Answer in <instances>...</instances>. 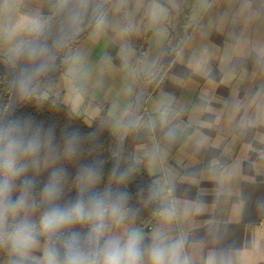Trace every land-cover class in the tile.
I'll list each match as a JSON object with an SVG mask.
<instances>
[{"label":"clouds","instance_id":"obj_1","mask_svg":"<svg viewBox=\"0 0 264 264\" xmlns=\"http://www.w3.org/2000/svg\"><path fill=\"white\" fill-rule=\"evenodd\" d=\"M107 23L101 12L95 33ZM45 37L39 16L19 30H0V54L17 82L24 76L42 83L53 57ZM76 60L69 73L79 70ZM23 96L21 90L0 110V264H192L186 236L170 237L157 229L147 244L132 225L128 172L118 151L108 169L103 159L84 162L86 137L75 128L57 131L17 115ZM124 97L112 113L121 143L140 128L167 123L163 104L156 106L158 121L146 124L137 115L134 88L127 87ZM158 215L165 222L172 219L169 212ZM207 264H216L215 253H209Z\"/></svg>","mask_w":264,"mask_h":264},{"label":"rangeland","instance_id":"obj_2","mask_svg":"<svg viewBox=\"0 0 264 264\" xmlns=\"http://www.w3.org/2000/svg\"><path fill=\"white\" fill-rule=\"evenodd\" d=\"M101 2V6L96 7L81 23L82 29H76L73 37L60 47L61 51L50 63L51 67L45 72L42 83L35 82L24 100L32 94H37L43 99L50 95L70 106L75 115L84 118L89 125L102 111L106 112L108 124L115 133V118L112 113L123 106L125 89L129 86L134 88V99L138 105V97L143 86H146L147 94L137 113L138 117L146 124L158 121L156 106L163 104L167 109V123L162 125L157 122L154 127L148 128L151 140L155 142L158 135L170 131L176 123L184 119V114L178 110L179 92H184L186 96V93L195 91L201 99H210L216 92L221 91L223 86L237 85L238 88L240 86L241 102L245 100L247 105L246 115H254L258 112L256 108H249L255 101L260 100L259 96L255 95L256 87H259L263 90L261 99L264 103V78L258 76L260 73L264 77V62L223 64L215 59L216 50H219V45L224 44L228 37L222 38L223 31L216 30L214 26L223 25L226 29L230 28L228 36L231 45L239 43L238 38L242 33L251 34L250 29L256 25V28L264 29V14L261 16V13L256 11L257 0ZM62 4L63 0H0V30H19L27 21L39 16L45 24L46 34L52 32L59 35L69 26L66 20L68 16L57 15ZM246 5L250 6L249 11L242 8ZM101 12L108 23L105 29L97 34L94 26ZM73 14L69 18L77 17ZM61 23L67 26L59 29ZM71 23L73 30V20ZM260 36L261 34L255 43L258 44L260 56L264 59V37ZM242 41L243 43L235 47V59L255 49L245 46V41ZM46 42L51 45L50 39H46ZM247 43L252 44L253 40ZM222 49L224 51V48ZM228 53L231 54L229 51L225 54ZM77 57L79 70L69 73L68 68ZM0 58L4 60L5 56L0 54ZM8 67L14 74L15 70L9 65ZM217 69H224L226 73L220 89L214 91V77L219 75ZM242 71L246 72L242 74L246 76V80L243 76H236L241 75ZM243 113L245 112L242 111L240 116L242 118ZM146 130L147 127H143L129 133L122 143L117 137L120 159L126 153L128 144L133 147L135 158L141 156Z\"/></svg>","mask_w":264,"mask_h":264},{"label":"crops","instance_id":"obj_3","mask_svg":"<svg viewBox=\"0 0 264 264\" xmlns=\"http://www.w3.org/2000/svg\"><path fill=\"white\" fill-rule=\"evenodd\" d=\"M249 7L242 8L249 11ZM256 11L264 14V0H257ZM256 26L250 29L251 34L242 33L235 45L229 44V27L214 26L223 31L222 38L228 37L216 50L215 59L223 64L264 62L255 43L259 34L264 37V29ZM251 39L253 43L248 44ZM242 40L257 51L252 49L235 59V49ZM226 51L231 54L226 55ZM216 71L214 91L220 89L226 73L224 69ZM243 71L236 76L246 80ZM258 76L264 78L260 73ZM236 86H223L210 99H201L195 91L186 96L179 92L178 110L184 119L158 135L156 142L147 128L142 154L136 156L159 188L161 209L143 223L133 215L132 225L145 234L147 244L157 229L170 237L186 236L192 264H207L209 253H215L216 264H264L263 90L256 87L260 100L249 108L258 112L246 115L247 105L245 100L241 102L240 86ZM163 212L172 214L170 222L158 215Z\"/></svg>","mask_w":264,"mask_h":264},{"label":"trees","instance_id":"obj_4","mask_svg":"<svg viewBox=\"0 0 264 264\" xmlns=\"http://www.w3.org/2000/svg\"><path fill=\"white\" fill-rule=\"evenodd\" d=\"M14 77L7 64L0 58V110H6L12 95ZM17 115L27 116L40 122H47L59 131L61 128H75L86 137L84 162L103 159L105 169L113 160V151H118V140L103 112L89 125L84 118L78 117L70 106L52 96L43 99L32 94L20 107ZM127 145L121 159V168L128 172L127 191L130 195L129 207L137 222L146 219L161 209V195L147 167L137 160L133 147Z\"/></svg>","mask_w":264,"mask_h":264},{"label":"bare ground","instance_id":"obj_5","mask_svg":"<svg viewBox=\"0 0 264 264\" xmlns=\"http://www.w3.org/2000/svg\"><path fill=\"white\" fill-rule=\"evenodd\" d=\"M88 2V5H87ZM78 4H76V8L71 12V14L76 15L77 17H74L73 19H71V17L69 18V16H71V14H68V17H66V20H68V28L67 30L64 32H60L59 35L58 33L53 34L52 32H49L48 34H46V39H50L51 40V45L49 44L48 46L52 49L53 51V57L50 61V63H52V61L54 60V58L56 57V55L61 51L60 47L62 45L65 44V42L68 40H70V38L73 37V33L76 29H78V31L80 29H82L81 27V23H83L86 20V17L96 8L101 6L102 2L101 0H99V3L97 2V0H79L77 2ZM60 12L58 11L57 15H61L64 16L66 14V12L64 11V7L61 6L60 7ZM82 15V17H80ZM73 20V30L70 26V24H72ZM70 21V23H69ZM62 24V25H61ZM59 26V29H61L60 27L63 26V23H61ZM77 24V25H76ZM55 25V24H54ZM67 25L63 26V28H65ZM52 36H54L53 39ZM59 36V37H56ZM58 59V58H57ZM51 69V68H50ZM36 82V80L34 78L31 77H24V76H20L19 78V82H16V86H15V90H14V96L13 99L16 97L17 93L20 92L21 90H23L24 92V96L23 99L20 100V104L24 101V99L27 97L30 89H31V85H33V83ZM147 94V87L143 86L142 88V92L140 93L139 97H138V108L139 110L141 109V106L144 103V99L145 96ZM12 99V102H13ZM11 102V103H12Z\"/></svg>","mask_w":264,"mask_h":264},{"label":"water","instance_id":"obj_6","mask_svg":"<svg viewBox=\"0 0 264 264\" xmlns=\"http://www.w3.org/2000/svg\"><path fill=\"white\" fill-rule=\"evenodd\" d=\"M79 0H69V2L67 3V4H64L63 5V7H64V11L66 12V14H65V16H68V14H71V12L76 8L75 6H76V4H78L77 2H78ZM75 7V8H74ZM16 72L14 71V74H13V77H14V81H13V86H12V95H11V99H10V101H9V104H11V102H12V99H13V96H14V90H15V86H16V82H17V79H16ZM35 84V82L33 83V85ZM33 85H31V86H33ZM28 95H29V93H28ZM27 95V96H28ZM24 101H26V100H24ZM23 101V102H24ZM21 104H23V103H21ZM145 224V223H144ZM143 224V225H144Z\"/></svg>","mask_w":264,"mask_h":264}]
</instances>
